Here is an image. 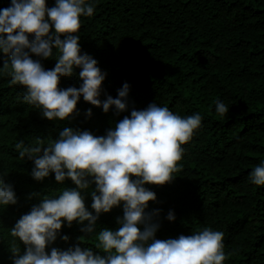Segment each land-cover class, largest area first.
<instances>
[{"label":"trees","instance_id":"16d2710c","mask_svg":"<svg viewBox=\"0 0 264 264\" xmlns=\"http://www.w3.org/2000/svg\"><path fill=\"white\" fill-rule=\"evenodd\" d=\"M55 3L46 0L48 8ZM86 3L95 8L91 17L80 18L81 55L95 59L106 74L101 102L109 96L118 98V90L127 83V107L118 112L112 106L105 113L81 96L72 116L49 121L41 109L24 103L22 86L9 83L2 67L10 56L0 53V177L17 198L15 205L0 206V264H13L9 231L39 205V197H58L63 189H76L70 179L58 183L54 173L42 181L33 179L34 161L20 160L15 143L23 140L30 146L40 137L47 145L65 127L105 136L125 116L130 118L132 110H144L152 103L181 118L197 113L202 118L190 142L182 145L180 170L173 173L172 182L144 185L156 195L145 209L146 214L158 212L152 221L159 224L155 238L176 239L205 228L221 231L223 264H264V186L249 182L253 169L264 163V0ZM10 6L11 0H0V9ZM30 56L51 70L59 52L54 50L50 60ZM79 72L76 68L73 76L61 77L59 87L79 88L83 83ZM217 100L229 110L224 116L216 112ZM87 179L89 188L81 195L86 209L95 215L91 193L96 185L91 177ZM169 212L175 216L173 221L167 219ZM123 214V202L101 213L91 238L80 230L79 221L70 227L64 221L46 252L79 246L106 255L95 248L96 237L102 229L118 230ZM138 227L144 230L143 225ZM16 243L22 255L26 246Z\"/></svg>","mask_w":264,"mask_h":264},{"label":"clouds","instance_id":"9594fccd","mask_svg":"<svg viewBox=\"0 0 264 264\" xmlns=\"http://www.w3.org/2000/svg\"><path fill=\"white\" fill-rule=\"evenodd\" d=\"M94 8L86 0H56L51 8L46 6V0H11L10 7L0 9V53L10 56L2 70L10 77L11 85L25 89L24 103L41 109L49 121H65L72 116L81 96L86 103L102 107L105 113L112 106L118 112L126 110L129 85L125 83L118 90V98L109 96L102 103L99 96L106 74L95 59L81 55L77 34L80 18L91 17ZM29 36L34 39L30 41ZM54 50L59 56L51 70H45L30 56L50 60ZM76 68L80 69L81 86L61 89L60 78L73 76ZM215 103L220 116L228 113L222 101ZM201 119L198 113L181 118L167 107L152 103L144 110H132L130 118L125 116L105 136L65 127L59 138L47 145L40 137L30 146L23 140L15 143L20 160L27 157L34 161L33 179L42 181L54 173L58 183L67 178L76 189H63L58 197L33 194L41 202L9 231L13 264H223V232L205 228L176 239H156L159 224L152 221L158 212H145L156 195L144 185L172 182L173 173L180 170L182 145L190 142ZM87 177L96 185L91 193L95 215L86 209L81 195V190L89 188ZM249 182L264 186V163L253 169ZM121 202L124 214L122 220L118 218V230L102 229L96 237L95 248L106 255H95L91 249L79 246L66 251L52 248L50 255L46 252L64 221L69 227L79 221L80 230L91 238L100 214L110 212ZM16 203L12 186L0 177V206ZM167 219L173 221L174 214L169 212ZM138 225H143L144 230ZM63 239L67 241L68 237ZM17 240L26 246L22 255ZM80 241L83 243L84 238Z\"/></svg>","mask_w":264,"mask_h":264}]
</instances>
